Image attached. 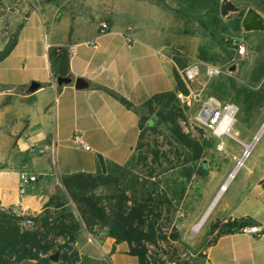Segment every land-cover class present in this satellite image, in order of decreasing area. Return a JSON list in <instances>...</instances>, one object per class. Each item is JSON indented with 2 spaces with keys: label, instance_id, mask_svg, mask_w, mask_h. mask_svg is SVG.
Segmentation results:
<instances>
[{
  "label": "crops",
  "instance_id": "obj_1",
  "mask_svg": "<svg viewBox=\"0 0 264 264\" xmlns=\"http://www.w3.org/2000/svg\"><path fill=\"white\" fill-rule=\"evenodd\" d=\"M0 4L7 9L0 14V52L16 34L13 48L0 59V86L9 87L5 91L11 94L20 87L28 89L33 81L42 85L25 96L35 102L29 125L14 133L3 131L5 152L30 153V159L0 168V209L10 208L17 216L40 214L57 179L96 173L100 169L97 155L108 168L124 165L133 154L140 134L139 116L106 89L139 107L155 95L174 90L175 65L165 44L134 31L133 39L126 40L128 16L113 10L114 6L108 9L107 0H0ZM103 21L110 31L99 36ZM51 48L68 50L70 74L73 79H85L86 89H75L73 83L51 88ZM77 139L90 151L75 144ZM37 155H45L49 163L54 157L50 165L55 176L52 172L46 186L41 185V173L31 167ZM22 173L35 176L36 181L20 193ZM245 218L262 234L221 236L207 249L203 264H264V176L240 199L229 200L221 216L222 221ZM72 247L78 255L75 264H138L126 242L97 238L85 229L77 233Z\"/></svg>",
  "mask_w": 264,
  "mask_h": 264
},
{
  "label": "rangeland",
  "instance_id": "obj_2",
  "mask_svg": "<svg viewBox=\"0 0 264 264\" xmlns=\"http://www.w3.org/2000/svg\"><path fill=\"white\" fill-rule=\"evenodd\" d=\"M107 1L110 2L108 9L114 6L113 10L122 11V14L128 16L127 26L132 29V33L134 31L144 39H153L167 46L166 53L175 65L174 70L197 63L201 68L200 75L189 83V89L182 82L187 90V93H183L187 95L191 90L200 94L203 99L213 97L222 104H233L236 112L231 132L241 142H252L264 123V31L244 32L241 22L248 8H253L264 16V0H232L241 11L228 20L220 16V0ZM206 65L217 66L222 72L217 76L209 77L205 73ZM232 66L235 70L230 72ZM231 80L235 85H242L258 93L242 110L239 104L225 98L228 96L227 93L233 94L229 87ZM214 90L218 94H215ZM26 95V89L11 94L7 91L0 92V168L25 164L30 159V153L22 155L7 150L5 152V140L2 136L3 131L14 133L23 126L29 125L35 102L32 98H25ZM177 104L184 116L178 120L182 132L195 143L200 144L202 140H206L211 142V146L203 147L197 160L190 163L181 160L180 164L184 166L182 170L181 168L176 170L175 183H181L185 187L186 195L180 203V212L177 214L179 218L174 219L170 226L163 229V232L169 235L178 231V234L190 245H195L202 238L212 242L218 233L216 227L231 220H221L229 200L240 199L245 195L248 187L259 182L264 176V134L245 157L244 163L229 183L204 226L193 234V225L202 216L246 151L240 143L231 138H223L221 143L207 132L197 121L199 110L197 102H192L190 107L182 105L179 100ZM26 112L27 116H25ZM158 130L157 133L146 132L143 139L145 146L141 150L147 158V164L156 156L160 158L162 152L169 151L164 141L167 131L163 126ZM220 144L223 146L222 149H218ZM14 147L15 145H12V148ZM44 156H35L31 167L41 173L43 176L41 185L46 186L52 172L55 176V170L53 164L50 165L54 157L49 163V159H45ZM169 157L174 158L176 162L172 154H169ZM187 167L191 171L189 179L184 178L180 173ZM53 218L54 215L50 219L51 223ZM167 245L165 242H160V247L163 249H167ZM169 245L176 246L174 243ZM146 247L149 251L156 252L153 246ZM65 253V250L60 251L59 255ZM58 263L60 264V262L52 264Z\"/></svg>",
  "mask_w": 264,
  "mask_h": 264
},
{
  "label": "trees",
  "instance_id": "obj_3",
  "mask_svg": "<svg viewBox=\"0 0 264 264\" xmlns=\"http://www.w3.org/2000/svg\"><path fill=\"white\" fill-rule=\"evenodd\" d=\"M15 36L0 52V59L13 48ZM48 60L55 81L59 77L73 79L69 71L68 50L51 48ZM173 79V91L155 95L139 107L106 89L139 116L140 134L133 154L122 166H108L106 173L99 169L94 174L79 172L57 179L52 186L51 198L40 214L17 216L10 208L0 211V264H19L24 261L52 264L49 256L64 250L66 253L58 255V262L75 264L78 255L72 244L81 229L97 238L110 237L117 243L126 242L129 254L137 258L138 264H203L206 250L218 238L239 233L241 228L254 225L249 218L228 220L216 227L218 233L212 242L202 238L195 245L184 241L178 231L169 235L163 232L166 226L179 218L180 203L186 195L185 187L175 183L176 170H182L184 166L180 164L181 160H185V163L197 160L201 149L211 146V142L206 140L195 143L182 132L178 120L184 116L177 104L176 92L187 93V90L176 70H173ZM229 87L233 94L227 93L225 98L239 104L241 110L249 105L252 97L258 95L247 87L235 85L233 80ZM8 89L0 86V92ZM25 89L27 87H20V90ZM160 126L167 131L164 141L169 151L162 152L160 158L156 156L147 164V158L141 150L145 146V133H157ZM169 154L176 158V162ZM190 172L187 167L180 173L189 179ZM67 197L73 208L67 205ZM58 203H62V206L56 208ZM52 215L53 223L50 222ZM26 219L32 221L33 228L22 229L21 223ZM160 242L167 243V249L160 247ZM147 245L153 246L156 252L149 251Z\"/></svg>",
  "mask_w": 264,
  "mask_h": 264
},
{
  "label": "built area",
  "instance_id": "obj_4",
  "mask_svg": "<svg viewBox=\"0 0 264 264\" xmlns=\"http://www.w3.org/2000/svg\"><path fill=\"white\" fill-rule=\"evenodd\" d=\"M7 9L0 4V14L5 13ZM110 27L109 24L105 21L99 24L98 35H106L109 33ZM124 38L128 41L133 39L132 29L129 27L124 31ZM94 45L93 42L90 43ZM47 46V45H46ZM73 53V49L70 50ZM205 73L209 77L219 75L222 70L213 65L205 66ZM179 78L189 89V83L193 82L200 75L201 68L197 63L186 66L183 69H176ZM56 82L53 80L51 82V88H55ZM176 97L179 102L184 105L190 107L192 102H197L199 105V110L197 113V121L204 127V129L209 132L213 137L218 139L222 143L223 138H230L229 133L231 132L234 125V115L236 112V108L233 104H222L219 100L213 97H209L203 99L200 94L193 93L190 90L189 94H184L181 91L176 92ZM75 144L81 146L83 150L90 151V147L88 145H83V143L77 139ZM223 146L220 144L218 149H222ZM247 155L246 153H244ZM243 154V156H245ZM240 164V160H238L237 165ZM36 181V177L33 175H28L26 173H22L21 182H20V193L23 192V188ZM67 205L73 208V204L71 200L66 198ZM1 211V209H0ZM21 227L24 230H28L33 228V223L30 219H26L21 223ZM240 233L251 234L255 236H259L262 234V231L257 226H248L241 228Z\"/></svg>",
  "mask_w": 264,
  "mask_h": 264
},
{
  "label": "water",
  "instance_id": "obj_5",
  "mask_svg": "<svg viewBox=\"0 0 264 264\" xmlns=\"http://www.w3.org/2000/svg\"><path fill=\"white\" fill-rule=\"evenodd\" d=\"M241 11V8L237 6L232 0H220L219 4V12L220 16L224 20H228L232 18L234 15L239 14ZM241 26L244 32H262L264 31V16L257 10L253 8H248L243 19L241 22ZM235 70V67L232 66L230 68V72H233ZM73 83L75 89L83 90L88 87V83L83 78H57L56 79V85L62 86ZM40 84L33 81L28 86L27 92L28 93H34L40 88ZM246 153V152H245ZM245 155V154H244ZM97 159L99 162L100 169L102 173H106V166L105 162L101 155H97ZM62 206V203H58L56 205V208H59ZM58 255L59 252H55L49 256V261L51 263H57L58 262Z\"/></svg>",
  "mask_w": 264,
  "mask_h": 264
},
{
  "label": "bare ground",
  "instance_id": "obj_6",
  "mask_svg": "<svg viewBox=\"0 0 264 264\" xmlns=\"http://www.w3.org/2000/svg\"><path fill=\"white\" fill-rule=\"evenodd\" d=\"M263 134H264V123L262 124V126L259 129V131L257 132V134L255 135V137L253 138L252 142H250V143L241 142L240 140H238V138L235 135L232 134V132L229 133L231 139H233L236 142L240 143L244 147L247 155L249 154L250 151H252L254 149V147L256 146V144L258 143V141L260 140V138L262 137ZM247 155H245L244 157H242V159L240 160V164H238L234 168L233 172L230 174V176L227 178V180L221 185L218 193L214 196L213 200L211 201V203L209 204V206L206 208V210L204 211V213L202 214V216L193 225V227H192V233L193 234H196L204 226V224L208 220L209 216L211 215L214 207L217 205L218 201L220 200V198L222 197V195L226 191L229 183L232 181V179L238 173V171L241 168L242 164L244 163L245 157Z\"/></svg>",
  "mask_w": 264,
  "mask_h": 264
}]
</instances>
